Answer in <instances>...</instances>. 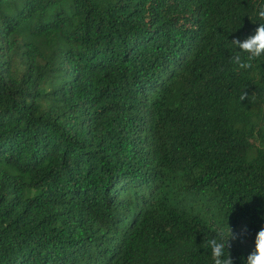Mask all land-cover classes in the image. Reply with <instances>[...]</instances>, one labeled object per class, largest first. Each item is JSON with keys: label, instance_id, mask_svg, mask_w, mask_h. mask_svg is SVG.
<instances>
[{"label": "trees", "instance_id": "trees-1", "mask_svg": "<svg viewBox=\"0 0 264 264\" xmlns=\"http://www.w3.org/2000/svg\"><path fill=\"white\" fill-rule=\"evenodd\" d=\"M262 3L0 0V264H213L228 227L243 264L264 57L236 69L231 40Z\"/></svg>", "mask_w": 264, "mask_h": 264}, {"label": "clouds", "instance_id": "clouds-1", "mask_svg": "<svg viewBox=\"0 0 264 264\" xmlns=\"http://www.w3.org/2000/svg\"><path fill=\"white\" fill-rule=\"evenodd\" d=\"M253 15L255 20L252 22L258 24L254 33L243 40L239 38L231 40L234 52L230 57V63L238 70L248 71L253 68L255 61L264 57V3L255 7ZM239 99L247 100V92L242 91ZM236 238L228 227L227 235L223 231H218L217 235L207 240L206 247L211 251L213 264H233L228 248L229 240ZM243 264H264V226L256 233L254 248Z\"/></svg>", "mask_w": 264, "mask_h": 264}, {"label": "rangeland", "instance_id": "rangeland-1", "mask_svg": "<svg viewBox=\"0 0 264 264\" xmlns=\"http://www.w3.org/2000/svg\"><path fill=\"white\" fill-rule=\"evenodd\" d=\"M203 202V199L202 198H199L198 199V203H196V207L197 209H199L200 211L203 212V214L205 215V217H212V218H215L216 216L212 214V210H209L206 209V207L202 204ZM212 207L214 208L215 206L212 205Z\"/></svg>", "mask_w": 264, "mask_h": 264}]
</instances>
